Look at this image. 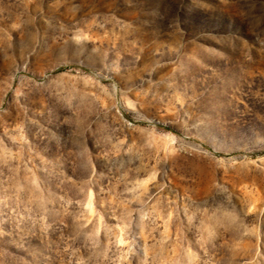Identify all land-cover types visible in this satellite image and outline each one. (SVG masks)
I'll return each instance as SVG.
<instances>
[{
	"label": "rangeland",
	"instance_id": "obj_1",
	"mask_svg": "<svg viewBox=\"0 0 264 264\" xmlns=\"http://www.w3.org/2000/svg\"><path fill=\"white\" fill-rule=\"evenodd\" d=\"M0 264H264V0H0Z\"/></svg>",
	"mask_w": 264,
	"mask_h": 264
}]
</instances>
